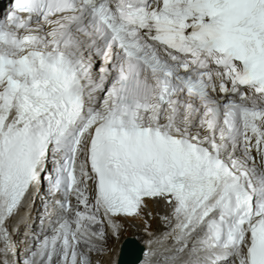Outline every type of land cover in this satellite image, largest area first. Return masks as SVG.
I'll use <instances>...</instances> for the list:
<instances>
[{
    "label": "snow or ice",
    "instance_id": "obj_1",
    "mask_svg": "<svg viewBox=\"0 0 264 264\" xmlns=\"http://www.w3.org/2000/svg\"><path fill=\"white\" fill-rule=\"evenodd\" d=\"M45 184L23 264H111L161 207L143 264H264V0H9L0 264Z\"/></svg>",
    "mask_w": 264,
    "mask_h": 264
},
{
    "label": "bare ground",
    "instance_id": "obj_2",
    "mask_svg": "<svg viewBox=\"0 0 264 264\" xmlns=\"http://www.w3.org/2000/svg\"><path fill=\"white\" fill-rule=\"evenodd\" d=\"M45 191L39 193L35 196V202L27 208L21 209L20 216L25 217L24 223L20 224L19 231H12L13 240L17 243L18 251H19V259L26 256L25 247L27 246V242L31 240V233H39L40 232V216L44 212V200L43 197L45 195ZM164 209L161 207L157 210V214H154L148 223L151 224V228L148 231H145V222L141 219H130L125 221L124 227L121 230L119 237L110 236L108 239V246L110 252L108 254V259L111 261V264H117L120 246L123 239L126 236H133L138 241H140L145 246V253L142 261L138 264H143V260L145 258V254L147 252V240L151 238L149 233L159 236L163 232L167 231V226L163 223L160 218V214ZM14 223V222H13ZM26 233L28 235L26 236ZM171 241H161L159 247L161 249L166 248L170 245ZM156 259L159 261V264H164V260L162 256H157ZM22 264V262H21Z\"/></svg>",
    "mask_w": 264,
    "mask_h": 264
},
{
    "label": "water",
    "instance_id": "obj_3",
    "mask_svg": "<svg viewBox=\"0 0 264 264\" xmlns=\"http://www.w3.org/2000/svg\"><path fill=\"white\" fill-rule=\"evenodd\" d=\"M145 247L137 239L126 237L123 239L117 264H138L142 258Z\"/></svg>",
    "mask_w": 264,
    "mask_h": 264
},
{
    "label": "rangeland",
    "instance_id": "obj_4",
    "mask_svg": "<svg viewBox=\"0 0 264 264\" xmlns=\"http://www.w3.org/2000/svg\"><path fill=\"white\" fill-rule=\"evenodd\" d=\"M24 258H25V257H24ZM24 258H22V260H21L22 264H23V259H24Z\"/></svg>",
    "mask_w": 264,
    "mask_h": 264
}]
</instances>
